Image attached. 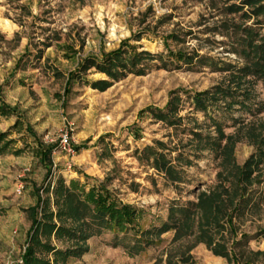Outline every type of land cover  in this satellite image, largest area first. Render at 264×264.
<instances>
[{
    "label": "rangeland",
    "instance_id": "1",
    "mask_svg": "<svg viewBox=\"0 0 264 264\" xmlns=\"http://www.w3.org/2000/svg\"><path fill=\"white\" fill-rule=\"evenodd\" d=\"M248 3L0 0V100L22 119L20 130L9 136L12 149L22 153L0 155V264L21 262L35 190L50 184L52 199L58 178L86 189L105 186L140 211L141 230L170 222L172 212L179 220L154 247L136 255L127 250L128 237L119 235L115 244L114 234L104 232L90 236L88 251L65 264H180L188 255L191 264H264V82L243 72L242 52L247 41L259 44L264 37V16L255 11L264 0ZM124 41L154 56L139 66L143 74L127 73L100 91L90 84L108 78L91 68L64 90L78 63L100 59ZM228 88L231 96L214 94ZM199 94L207 100L205 112L196 108ZM15 121L0 117V132ZM65 130L73 156L57 147ZM37 141L56 146L49 174L36 156ZM247 163L251 174L237 186L249 194V208L219 227L205 225L199 195L230 186L236 167L244 171ZM229 191L223 198L235 196L237 202L238 192ZM40 195L46 197L42 190ZM182 208L190 209L188 226L176 210ZM241 235L246 238L238 242ZM52 243L63 250L73 246Z\"/></svg>",
    "mask_w": 264,
    "mask_h": 264
},
{
    "label": "trees",
    "instance_id": "2",
    "mask_svg": "<svg viewBox=\"0 0 264 264\" xmlns=\"http://www.w3.org/2000/svg\"><path fill=\"white\" fill-rule=\"evenodd\" d=\"M248 1L250 2L248 4H254L262 0ZM255 11H258V13L260 11L264 16V5H259ZM259 42V44H255L251 40L247 41L246 48L242 51L247 58L243 72H247L254 78L264 82V37H260ZM171 55L177 61H187V58L181 53H171ZM153 58L154 56L147 51L136 52L134 45L128 46L127 41H124L117 50L102 53L100 59L86 57L78 63L77 70L68 74L64 90L66 92L69 91L73 81L80 78L81 72L94 68L96 72L104 74L108 80H97L92 82L90 86L93 89L104 91L111 85L112 81L121 79L127 73L134 75L143 74L144 70L139 66H141L144 59L150 61ZM245 76L247 74L243 73L241 77L238 75L240 79H244ZM215 93L216 95H221L222 98L233 94L230 88L226 91L220 90ZM202 96L203 94H199L195 97L196 108L205 112L207 109L205 102L207 100ZM10 116H15L16 121L9 131L0 132V155L9 152L22 153V149H12L15 141L9 139L12 130L19 131L22 127V119L15 107H11L0 100V117ZM28 129L29 127L26 126V130ZM55 148V144H43L37 141L36 156L41 164L46 167L47 174L51 172L53 165L51 155ZM75 150L79 151L80 148ZM162 166L165 168L166 174L169 173V167H164V163ZM236 171L237 178L232 180L234 187H232L233 184L228 187L219 184L209 193H201L199 195L198 208L205 225L212 226L215 224V227H219L223 220H231L234 214L242 213L249 208V194H245L243 185L237 186V183L248 179L244 174H251L249 163L245 165L244 171L238 167H236ZM41 190L43 194H46V197H41ZM229 190H232L235 195L239 194L237 202H232V198H235V196L229 197V200H226V197L223 198V194H227V192H230ZM49 191L50 184L44 189L35 190L36 202L27 209L31 225L27 233L26 245L21 255V262L17 264H65L67 258H78L88 251L86 240L90 236L100 235L104 232L114 234L115 244L120 243L123 238H119V235L128 237L132 240V244L127 250L129 254L136 255L147 248L154 247L158 242V238L176 226V222L179 221L175 217L177 213L172 212L169 216L170 222H162L159 227L141 230L139 227L140 211L119 201L103 185H92L86 189L85 185L80 184L78 181L71 180L66 184L62 178H58L53 185L52 199L48 196ZM176 210L181 213V216L185 217L183 219L186 220L184 224L188 226L190 209L182 208ZM200 228V231L203 232L202 224ZM245 238L246 235H241L238 242ZM53 239L72 242L73 246L69 245L64 250L60 249L53 245ZM207 246L211 248L210 245ZM211 250L214 254L226 256L219 249H216V246L212 247ZM180 261V264H191L192 262L189 255L181 257ZM241 264L257 263L245 260Z\"/></svg>",
    "mask_w": 264,
    "mask_h": 264
},
{
    "label": "built area",
    "instance_id": "3",
    "mask_svg": "<svg viewBox=\"0 0 264 264\" xmlns=\"http://www.w3.org/2000/svg\"><path fill=\"white\" fill-rule=\"evenodd\" d=\"M57 143H58L57 147L59 151H61L62 153L68 156L74 155V149L72 147L71 137L68 130L62 131V133L58 137ZM21 188L22 187L18 188L17 191L19 192Z\"/></svg>",
    "mask_w": 264,
    "mask_h": 264
}]
</instances>
